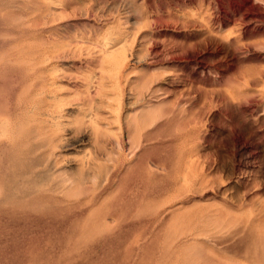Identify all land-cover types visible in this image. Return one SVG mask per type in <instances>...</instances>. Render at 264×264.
Here are the masks:
<instances>
[{"label":"rangeland","instance_id":"rangeland-1","mask_svg":"<svg viewBox=\"0 0 264 264\" xmlns=\"http://www.w3.org/2000/svg\"><path fill=\"white\" fill-rule=\"evenodd\" d=\"M52 1L0 0V99L44 109L21 58L86 52L50 60L59 188L0 194V264H264V0ZM113 31L117 73L94 47Z\"/></svg>","mask_w":264,"mask_h":264},{"label":"bare ground","instance_id":"bare-ground-1","mask_svg":"<svg viewBox=\"0 0 264 264\" xmlns=\"http://www.w3.org/2000/svg\"><path fill=\"white\" fill-rule=\"evenodd\" d=\"M44 3H45V8H44L45 13L49 15L50 14L53 15L55 13L58 16L60 15V13L57 12L61 11L62 9L56 10L60 6V5L58 6L57 4L60 3H56L55 1L52 0L50 2H48V0L47 1L44 0ZM58 16L56 17L59 19L62 18V16L59 17ZM109 34L110 36L107 35L109 37L106 36L103 39V41L101 42L98 41L99 43H97L94 46L95 48H97L95 53H98L101 62L105 61L106 63H108V65L110 66L108 68H111L112 72L115 71L117 73L122 70L127 57L120 50L121 38L119 39L117 35V31H113ZM53 43L55 44L56 41ZM58 44H55L56 46L51 44L50 45L51 47L54 46L55 48L57 47ZM58 47H61L57 49L58 51H60V49L62 50V48L66 47V45L61 44L60 46L58 45ZM47 49L48 50L43 48L42 50H40L39 53H37L36 56L33 55L34 53L33 52V53L24 54L28 56H24L21 58V59H25L27 57V61L28 62L30 61L29 63L33 65V68L34 66L38 65V72L40 74H44L43 76L40 74L39 76H37V74L33 76L32 79H39V81L42 83V86L38 91H36L32 95L31 100L44 102L46 104L45 108L42 110L37 108V105L34 104V102H30L29 104H24L23 106H21L22 103L18 104L20 103V101H22L21 96L29 91L27 87L22 90L20 96H17L18 100L15 106H12L10 103L9 97L11 96V93L9 92L3 95V97L0 99V194H47V193L55 192L59 188V182L57 180H54L53 166L55 165V161H52V156H53L52 149L56 146L58 142L62 140V138L57 135L58 132L64 129V127H68L67 125L70 124V121L68 120L69 119L68 116H66L62 111L65 108L62 107L61 104L62 101L65 99L62 96L57 95L55 93V89H57L59 85H56L53 74L54 73L58 74L57 72L60 71V68L62 66L59 68L57 64L56 66L53 64L49 65V63L51 59L58 58L61 56L74 57L78 51L75 49L70 50L68 45V49L66 51H63V54L59 56L56 54L57 50L53 49V47L51 48L53 50H50L49 48ZM82 53H80L79 50L77 55L79 57L86 55V52L83 55ZM28 71L30 72L32 70L28 69ZM8 73H11L10 69L0 68V80L3 79L4 77H7ZM83 77H86V73L85 76ZM85 79L86 78H84V80ZM98 84L99 83H97V86ZM101 85H99V87L97 88L100 89ZM113 85L118 86V83L114 82ZM105 87L103 88L105 89ZM89 92L87 90L88 96L90 95L88 94ZM97 92L99 93V91ZM31 93L32 92H30V94ZM96 94L97 93H95V95ZM88 104L90 105L91 102H89ZM85 107H86V95L84 98V103L81 106H79V110L81 111V109H85ZM84 115L86 118L87 114L85 113ZM82 119H78L80 120L78 121L79 125H83L81 124ZM90 123L92 125L94 124L91 121ZM73 125H76V123L72 124V126ZM95 128H96L95 130L98 129L97 125ZM43 148H49V150L44 151ZM7 153H11L10 154L12 155L11 159H7L5 157ZM84 165L85 164L82 163L81 168L79 170V177L76 180L75 189L78 192L77 194L80 193V187L85 182L83 177L84 176L83 171L86 168V166ZM68 180L72 182V179H68Z\"/></svg>","mask_w":264,"mask_h":264}]
</instances>
